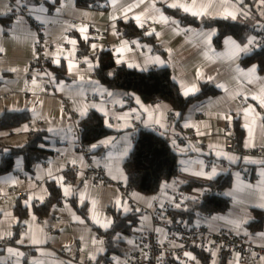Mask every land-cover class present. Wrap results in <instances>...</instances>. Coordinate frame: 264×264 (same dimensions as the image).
I'll use <instances>...</instances> for the list:
<instances>
[{
	"label": "crops",
	"instance_id": "1",
	"mask_svg": "<svg viewBox=\"0 0 264 264\" xmlns=\"http://www.w3.org/2000/svg\"><path fill=\"white\" fill-rule=\"evenodd\" d=\"M14 1L16 0H0V29H3L0 31V47L4 49L0 52V118L7 113L27 112L29 120L15 130L0 131V136L5 139V150L0 153V162L12 147L25 145L33 131H42L55 153L48 161L37 163L30 174L25 170L23 157H17L14 169L0 175V234L11 232L14 240L12 245L25 253L21 258L0 253V264H15L17 259L20 264H87L92 260V255L99 261L105 252V243L94 227L109 230L113 224L111 210L123 215L139 214L133 234L124 239L131 251L137 246L136 240L149 232H154L160 239H167L174 223L165 208H176V203L182 206L181 194L184 198H200L202 189L187 191L184 187L189 181H211L193 173L201 170L208 172L212 165L218 171L213 179L232 174L233 182L224 191L231 207L223 213L199 215L188 226L205 224L213 230L236 231L246 234L257 245L264 246V236L260 235L264 233V228L252 231L250 227L255 220V211L264 210L257 206L264 203V163L251 162L264 161V155H259L264 149V106L255 98L264 95V70L261 71L259 64L255 62L244 64L241 53L233 56L234 46L226 42L231 38L236 44L243 46L247 43L250 30L244 42L228 35L223 38L221 47L217 48L215 27L185 25L170 12L180 10L192 15L183 8L170 7L173 3L186 5L194 11H200L202 5L211 3L212 7L208 11L215 18H221L217 13L222 12L225 7L231 10L230 5L236 4L237 0H228V4L223 6L220 0H116L115 4L113 0H105L108 8L104 11L82 8L78 6L77 0H24L31 12L18 17L13 15L11 20H7L11 18L12 14L8 9H11L10 5ZM134 3H138L139 7H133L126 13L127 18H123L125 9ZM238 7H243L250 13L260 12L263 6L259 0H243V4ZM137 15L141 16L140 22L144 24L142 28L145 34L153 35L161 42L165 55L156 52L146 41L123 34L120 22L134 21L139 25L135 20ZM161 15L168 17L169 23H164L160 19ZM113 16L116 17L115 20L112 19ZM203 17L211 18L208 15ZM31 20L44 26L47 33L46 56L52 66L60 67L64 64L68 78H58L53 72L31 68V62L37 54V29ZM240 20L249 19L238 15L236 21ZM171 21L178 23L173 25ZM81 27L86 28V32H80ZM149 32L152 34H148ZM208 33H212L210 39L206 35ZM85 35L87 40L84 39ZM72 40L76 41L74 45L70 43ZM80 41L87 43L93 53L112 51L116 61H125L118 63L120 65L138 64L139 67L135 68L139 71L170 68L182 94L191 85L198 89L194 94H183L185 97L198 95L204 84L213 85L218 93L192 103L186 109L178 129L175 120L170 118L173 112L170 103H145L139 98L140 104L128 107L124 92L111 90L100 83L95 75L96 67L89 69L85 58L93 64L97 60L79 56ZM92 45L97 47L93 49ZM117 49L122 51L118 52ZM57 59L59 64L55 63ZM70 61L76 65L71 72L68 68ZM253 66L256 68L255 73L249 71ZM81 76L83 80L80 79ZM65 102L67 107L64 106ZM144 108L149 109L151 116ZM245 108L251 109L247 113V119L243 111ZM133 109L136 110L134 113ZM91 110L102 114L107 127L112 131L92 144L97 147L91 146L90 166L106 170L109 178L102 185L91 182V176L89 179L85 176L89 165L86 154L78 146L74 130L76 122L69 113L74 112L85 118ZM225 115H230L232 119H224ZM157 119L163 127L154 123ZM135 120L139 122V128H154L165 133L171 141H175L177 149L186 152L185 155L178 156V175L166 182L155 194H143L134 189L125 193L120 187L128 186L124 164L135 146ZM198 130L203 134H198ZM238 131L242 132L241 141L237 138ZM188 134L193 135L192 140L185 139ZM230 136L235 142L233 151L226 150V139ZM106 141L110 143H102ZM197 144H202L203 147ZM246 144L255 146L246 147ZM126 148L127 155H123ZM99 150L102 153L96 154ZM217 152L222 155L217 156ZM229 156L239 159L229 160ZM74 164L79 167L75 171L78 186L71 184L65 175ZM121 176L126 177V180ZM48 181L55 182L62 195L49 215L41 218L34 213L33 207L42 204L49 197ZM66 187L70 193L68 195L64 194ZM30 196V206H26L24 202ZM74 196L79 207L87 206V218L73 205ZM117 199L131 210L125 213L117 206ZM93 201L96 203L93 204ZM18 204L29 210V215L24 220H20L15 212ZM93 217L101 223H95ZM109 220L112 222L111 226L103 228L101 225ZM233 221L246 222L237 228ZM26 232L35 234L38 239L46 242L34 245L25 238L24 244H17L16 241ZM5 239L0 240V246H5ZM93 240L97 243L94 244ZM101 248L103 251H99ZM189 253L196 257L195 261L186 256L176 258V261L182 264H203L194 252ZM226 255L228 257L225 264H264V257L258 258L254 250L246 255L240 252ZM224 256L218 259L211 256L210 264H220ZM123 258L124 256L115 257L113 264H120Z\"/></svg>",
	"mask_w": 264,
	"mask_h": 264
},
{
	"label": "trees",
	"instance_id": "2",
	"mask_svg": "<svg viewBox=\"0 0 264 264\" xmlns=\"http://www.w3.org/2000/svg\"><path fill=\"white\" fill-rule=\"evenodd\" d=\"M78 6L82 8L95 9L99 11L107 10L108 5L105 0H77ZM172 14L179 17L183 24L201 26L204 28L217 29L215 45L220 48L224 37L231 35L240 42L246 40L253 22L249 20L234 21L223 18L196 17L184 13L180 10H170ZM7 18V20H11ZM122 32L129 38H140L146 41L158 53L165 55L166 51L161 42L153 35H146L143 28L134 21L120 22ZM81 56H89L98 61L95 69L97 79L107 88L114 91L125 93L128 107H135L136 100L140 98L143 102L165 101L172 105L175 124L180 129L183 115L186 109L194 102L203 100L211 95L218 93L217 89L211 84H204L201 92L196 96L185 97L173 76L170 68H157L149 71H139L136 68L120 65L116 62V57L110 50L93 53L90 46L80 41ZM258 63L260 70H264V48L250 54L243 60L244 64ZM45 70L53 72L58 78H68L65 65L60 67L52 66L48 61ZM175 113H180L176 116ZM29 120V113H7L0 118V131L15 130ZM79 127L83 131V142L86 146L87 154L92 156L91 146L99 139L106 137L112 131L107 127L105 117L91 110L85 118L79 121ZM138 138L130 156L126 160L124 167L128 175V185L143 194H155L168 181L172 180L179 173V160L170 143L173 142L169 137H162L147 128H138ZM237 138L242 140V132L238 131ZM5 150V139L0 136V153ZM54 150L49 147V141L42 131H33L25 145L12 147L10 151L3 155L0 162V175L11 172L15 167V159L22 156L24 159L25 170L28 174L32 173L37 163L48 161L53 155ZM102 150L96 152L101 154ZM67 180L78 186L76 172L72 169L66 171ZM233 182L232 174H224L209 182L189 181L184 187L187 191L202 189L200 198H184L180 208L168 210L172 216L173 223L183 220L187 224H192L199 215L207 213H223L229 210L231 203L224 194L225 189ZM49 197L42 204L35 205L33 211L39 217L44 218L49 215L53 206L61 199V189L53 182L48 181ZM75 208L87 218V206L79 207L76 196L72 198ZM15 212L20 220H24L29 215V210L18 204ZM113 224L109 230H101L94 227L103 237L105 252L99 258L100 264H113L115 257L125 256L131 250L125 237L133 234V227L138 222V213L123 215L111 210ZM252 231L264 228V210L255 211V220L251 224ZM14 244V240L12 241ZM197 257L203 264H210L212 254L193 247ZM247 252L244 253L246 255ZM227 255L225 254L220 264H225ZM27 261V260H26ZM175 264H182L175 261Z\"/></svg>",
	"mask_w": 264,
	"mask_h": 264
},
{
	"label": "built area",
	"instance_id": "3",
	"mask_svg": "<svg viewBox=\"0 0 264 264\" xmlns=\"http://www.w3.org/2000/svg\"><path fill=\"white\" fill-rule=\"evenodd\" d=\"M24 0H21L20 6H17L16 1L11 3V14L14 17L20 15H27L29 8L25 7ZM264 6L260 12H250L246 19L251 20L254 24L249 32V38L255 37L253 45H250L251 51L248 53H241V59H246L250 54L264 48ZM30 20V19H29ZM31 22H33L31 20ZM37 29V45H36V57L31 62V68L34 70L44 71L46 63L49 59L46 56V43L47 33L44 26L40 23L33 22ZM122 31V28H121ZM248 38V39H249ZM248 41V40H247ZM247 44V43H246ZM79 56L81 53L79 52ZM67 107V103H64ZM69 113L75 120L74 130L78 140V146L82 152L86 154L87 163L89 169L86 171V177L95 184H105L109 181L106 170L102 168H94L90 166L92 164V158L87 154L86 146L83 142V131L79 127V121L81 117L74 112ZM202 116V114L200 115ZM174 113L170 114V118L174 119ZM135 132L133 134V140L138 138L137 130L140 127L139 122L135 120L133 122ZM186 140H192L193 135L188 134L185 136ZM203 147L202 144H197ZM235 149V142L233 137L226 139V150L233 151ZM259 155H264V149L259 152ZM71 169L76 171L79 169L78 164L71 166ZM122 191L127 193L132 189L129 185H120ZM14 192V190H11ZM6 197V196H5ZM181 200L184 196L180 195ZM5 199V198H4ZM171 209V206H167L165 211ZM171 235L167 239H160L154 232H149L136 240V248L127 253L120 264H175L176 258L184 257L185 252H189L193 247H196L202 251L210 252L212 257L218 259L225 254L232 252L245 253L250 250H254L258 258L264 257V246H259L254 243L249 236L236 231L218 229L213 230L205 224L199 226H188L183 220H177L172 224L170 229ZM13 237H8L4 240V245H12ZM145 254L146 257H145ZM87 264H100L98 260H91Z\"/></svg>",
	"mask_w": 264,
	"mask_h": 264
},
{
	"label": "snow or ice",
	"instance_id": "4",
	"mask_svg": "<svg viewBox=\"0 0 264 264\" xmlns=\"http://www.w3.org/2000/svg\"><path fill=\"white\" fill-rule=\"evenodd\" d=\"M141 2H143V0H141ZM115 3H116V0H113V4H115ZM220 3H221V6L226 5V4H228V0H220ZM259 3H260L261 6H264V0H259ZM16 4H17V6H20V4H21V0H16ZM242 4H243V0H237V3H236V4H232V5H230L231 10H229V7H225L224 10H223L222 12L217 13V15H219V16H220L221 18H223V19H232V20H236L237 17H238V15H244V16L249 15V13H248L247 11H245V9H244L243 7H238V5H242ZM25 7H26V5H25ZM133 7H139V4H138V3H134L133 5L128 6V7L125 9V15H124L123 18H125V19L127 18L126 13H127L128 11H131ZM170 7H172V8H183V10H184L185 12H190L193 16H196V17H203V16H205V15H208V16H210L211 18H215V17L212 16V14L208 11V9L212 7V4H211V3H209V4H207V5H202L200 11H194L193 8H190V7H188V6H186V5H182V4H176V3L171 4ZM194 7H195V5H194ZM8 11H11V9H8ZM56 11L59 12L60 9H56ZM157 11H159V10H157ZM29 12H31V9H29ZM261 15H264V12H262ZM112 19L115 20L116 17L113 16ZM160 19H161L164 23H166V24L169 23V18H168V17H165V16L161 15ZM135 20H136V22L139 24L140 27H144V24L140 22V20H141V16H140V15H137V16L135 17ZM171 23H172L173 25H177L178 22H176V21H171ZM79 30H80V32H82V33L86 32V28H84V27H81ZM0 31H3V29H0ZM153 31H154V30H153ZM148 34H152V33L149 32ZM206 35H207V37L210 39L212 33H208V34H206ZM84 39L87 40L88 37L85 35V36H84ZM254 41H255V37L249 38L248 41H247V44H245V45H243V46L236 44L235 41H232V40H231V38H229L228 41H226V42H227V43H231V44L234 46V51H233L232 55H233V56H238L240 53H248V52H250V51H251V48H250L249 46H250V45H253ZM70 43H72V44L74 45V44L76 43V41H75V40H72V41H70ZM124 43L127 44V42H124ZM96 47H97L96 45H92V48H93V49H95ZM3 51H4V49H3L2 47H0V52H3ZM117 51L120 52V51H122V49H117ZM85 62L88 64L89 69H94L95 67L98 66V61H97L96 64H93L91 61H89L87 58H85ZM116 62H117V63H125V61L122 60V59H118ZM155 62L163 63V61H155ZM55 63L59 64V63H60L59 59H57V60L55 61ZM74 67H76V65H74V64L70 61L69 64H68L69 71L71 72V71L73 70ZM128 67L135 68V67H139V65H138V64H128ZM11 70H12V71H16V69H11ZM249 71L252 72V73H255V71H256L255 66H253L251 69H249ZM80 79L83 80L84 78L81 76ZM35 83H36V81H35V79H34V80H33V84H35ZM196 91H198V89L196 88V86H195V85H191L190 87H186V88H185L183 94H184L185 96H188V95H190V94H194ZM108 95H112V93H108ZM133 98L136 100L137 104H140V100H139L138 97H133ZM255 98L260 100V104H261V106H264V95H262V96H258V97H255ZM93 106H95V105H93ZM141 107H143V105H141ZM159 107H160V106L158 105L157 108H159ZM143 110H144L145 112H149V115L151 116V112L149 111L148 108H144ZM250 110H251L250 108H245V109H243V111H244V113H245V118H246V119H247V113H248ZM135 111H136L135 109L132 110L133 113H134ZM129 115H131V114H129ZM175 115H176V116H179L180 113H175ZM136 118L139 119V116H137ZM224 119L230 121V120L232 119V117H231L230 115H225V116H224ZM154 123H156V124H161V121H160L159 119H157V120L154 121ZM124 126L127 127V125H124ZM163 126H164V125L161 124V127H163ZM185 126L187 127L188 125L186 124ZM245 126L247 127V125H245ZM109 127H112V125L109 124ZM25 130H27V128H25ZM49 130L51 131L52 129H49ZM198 134H201V135H202L203 133H200L199 130H198ZM102 143H110V141H106V142H102ZM173 143L175 144V141H173ZM245 146H246V147H252V146H255V145H252V144H246ZM92 147L95 148V147H97V145H92ZM182 151H183V150H182ZM127 152H128V149L126 148V149L124 150L123 155H127ZM216 155H217V156H220V155H222V153L217 152ZM228 159L234 161V160L239 159V158H238V157H232V156H229ZM246 159H247V158H246ZM251 162H254V163H264V161H251ZM73 163H75V161H73ZM201 163H203V162H201ZM184 170L187 171V169H184ZM193 174H194L195 176H198V177H203V178H206V179H208V180H212L213 178H215V177L218 175V171H217V167H216L215 165H212L211 168H210V171H208V172H205V171L201 170V171H197V172H195V173H193ZM49 175H51V173H49ZM237 175H238V174H237ZM262 175H264V172H262ZM113 178H115V177H113ZM121 178L126 180V177L121 176ZM62 179H63V178L61 177L60 180H62ZM64 194H65V195L70 194V193H69V190H68L67 187L64 189ZM31 199H32V197L30 196L29 199L26 200V201L24 202L26 206H30V201H31ZM40 199H43V197H41ZM186 199H188V198H186ZM192 199H194V198H192ZM95 203H96V202L93 201V204H95ZM116 204H117L118 207L122 208V210H123L125 213H127V212H129V211L131 210V209H129L128 207L122 205L120 199H117V200H116ZM257 206L260 207V208H264V203H261V204H259V205H257ZM149 207H151V204H149ZM175 207H176V208H180L181 205H180L179 203H176V204H175ZM161 208H163V204H161ZM33 219H35L34 216H33ZM93 219H94V222H95V223H97V224H100V223H101L100 220L95 219V217H93ZM145 219H146V218H145ZM243 222H246V221H233V223L236 224V227H237V228H239L240 224L243 223ZM25 223H27V221H26ZM111 223H112V222L109 220V221L103 223L101 226H102L103 228L107 229V228H109V227L111 226ZM157 231H160V230L157 229ZM260 235H261V236H264V233H261ZM11 236H12V233H11V232H5V233H3V234H0V240H3V239H5V238L11 237ZM25 238L28 239V242H29V243L34 244V245H36V244H41V243H45V242H46V241L43 240V239H38V238L35 236V234H31V233H29V232H26V233H24V234L21 236V238H20L19 240L16 241V243H17V244H24V243H25ZM93 243L95 244V243H97V241H96V240H93ZM100 243H102V241H101ZM129 243H133V241H129ZM99 251H103V249L101 248V249H99ZM6 252L9 254V257H17V258H19V257H23V256L25 255V253L19 251V249H17V248H13V247H7V248H6ZM146 255H147V254H145V257H146ZM184 256L189 257V258H190L191 260H193V261L196 260V257L193 256V255H192L191 253H189V252H185V253H184ZM3 259H7V258H3ZM90 259L95 260V259H96V256H95V255H92V256L90 257ZM15 264H20L19 259H17V260L15 261ZM213 264H215V262H213Z\"/></svg>",
	"mask_w": 264,
	"mask_h": 264
},
{
	"label": "water",
	"instance_id": "5",
	"mask_svg": "<svg viewBox=\"0 0 264 264\" xmlns=\"http://www.w3.org/2000/svg\"><path fill=\"white\" fill-rule=\"evenodd\" d=\"M148 129L151 130V131H153L154 133H156V134L159 135V136H162V137H166V136H167L165 133L160 132V131H158V130H155L154 128H148ZM170 146L173 148V150H174V152H175V154H176L177 156L185 155L186 152H184V151H182V150H180V149H177V148L175 147V144H174L173 142L170 143ZM7 247L17 248V249H19V251L23 252V250H22L21 248L17 247V246H14V245H5V246H0V253H3V252H4L5 254L9 255V254L6 252V248H7ZM23 253H24V252H23ZM19 258H21V257H19Z\"/></svg>",
	"mask_w": 264,
	"mask_h": 264
}]
</instances>
